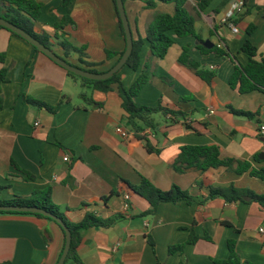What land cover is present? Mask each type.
<instances>
[{
  "label": "crops",
  "instance_id": "0c3cea01",
  "mask_svg": "<svg viewBox=\"0 0 264 264\" xmlns=\"http://www.w3.org/2000/svg\"><path fill=\"white\" fill-rule=\"evenodd\" d=\"M34 1L42 5L36 31L59 34L53 24L67 15L81 33L68 39L75 47L85 48L84 60L99 64V72L117 62V55L106 56V51L118 54L125 48L112 0H86L83 3L89 5L71 3L66 8L62 0ZM236 1L213 0L201 12L194 0H187L196 36L175 38L162 59L151 56L144 41L138 68L119 70L126 88L145 67L151 73L135 97L136 105L161 104L182 114L173 122L156 114L155 129L144 130L157 152L147 151L145 141L133 135L122 139L116 134L117 126L128 127V123L115 85L107 93L84 89L27 41L0 29V54H4L0 69H6L0 84V199L28 198L35 190L50 188L54 205L73 222L86 212L102 218L125 213L127 217L112 227L81 232L77 251L83 264H219L230 255L229 242L234 244L239 264H264V232L259 231L264 228V208L248 198H209V187L199 184L205 180L213 188L232 186L264 195V181L249 172L234 171L236 162L264 169V134L259 132L264 125V92L239 94L229 85L235 62L214 50L201 53L198 48L209 41V48L235 56L241 65L247 62L240 51L245 41L264 55V0H242L244 8L235 18L238 32L234 33L222 19ZM165 4L156 2L146 8L144 0L124 1L133 39H145L157 13L174 12V5ZM184 48L193 61L215 72L211 85L195 69L178 62ZM55 53L84 67L77 55L65 58L59 49ZM81 90L92 98L91 105L79 99ZM21 93L50 105L62 97L66 101L52 114L25 104ZM233 111L256 115L248 118ZM186 145L216 146L220 158L233 163L230 168L177 173L171 166ZM65 155L68 161H63ZM12 161L33 178L19 174ZM142 178L164 191L178 186L194 201L163 202L154 214L143 215L150 208L147 201L127 192L121 183L138 185ZM114 190L117 194L104 203L103 197ZM190 237L195 241L190 242ZM176 245H183L182 252L169 253ZM62 246L63 235L53 222L33 215L0 214V263L56 264Z\"/></svg>",
  "mask_w": 264,
  "mask_h": 264
},
{
  "label": "trees",
  "instance_id": "16d2710c",
  "mask_svg": "<svg viewBox=\"0 0 264 264\" xmlns=\"http://www.w3.org/2000/svg\"><path fill=\"white\" fill-rule=\"evenodd\" d=\"M71 1L72 0H62L61 4L66 8L71 4ZM124 1L125 0H123V2ZM212 1L213 0H194L197 9L201 12L208 8ZM112 2L114 4L118 19L119 32L125 42L124 31L121 21L119 20L114 0H112ZM144 2L146 8H153L156 5V2L172 3L174 5V12L172 14L157 13L153 17L152 21L145 31V39L143 40L140 36H138L137 39H133L132 51L124 64V66H127L133 70H136L139 66V52L144 44V41L148 43L151 56L162 59L167 54L169 48L174 44L175 38L196 36L194 30L195 19L191 14H189L186 9L187 0H144ZM41 7L42 5L34 0H0V18L22 29L51 51L55 52V49L61 50L65 58L72 55H77L78 61L84 66L82 69L93 73H102L99 72L96 68L99 64L88 62L83 59L86 57L85 48H77L72 45L68 39V35H66V32L62 31L67 24L73 25L74 23L69 16L65 15L59 22L53 24V28L55 30L61 31L59 34L55 33L53 35H49L43 31L35 30L34 24L40 17ZM236 21L237 20L234 19L233 23H236ZM0 29L6 30L11 34L16 35L14 32L6 29L1 25ZM248 32H250V30ZM198 48L201 53H206L214 50L223 56H228L233 62H235L233 72L229 78V85L232 89H236L239 94H247L253 91L264 92V55L258 54L256 47L253 46L249 41H245L240 48V51L247 56V62L244 65L238 63L235 56H231L221 49H217L215 47L208 49L202 45H198ZM33 49L35 50V52L41 53L35 47H33ZM124 50L122 52H119L118 54L106 51V56L111 57L113 55H117L119 59L123 55ZM3 60L4 54H0V62L2 63ZM178 62L188 68L195 69L196 75L201 80H203L208 85L212 84V81L215 77V72L208 70L204 66H201L199 63L193 61L186 54L185 48L178 57ZM66 73L75 81H79L80 86L84 89L99 90L101 92L107 93L111 91L113 85H115L119 98L121 99V108L126 115L125 117L128 123V128L132 131L135 138L145 141L147 151L149 152H157V150L153 149L150 146L147 137L142 134V131H144L146 128H149L151 130L155 129L157 123L154 116L156 114H160L163 117H168L170 119V122H173L181 114L178 111L163 107L161 104L153 107L138 106L135 104V97L143 88L145 83L148 82L151 78V73L150 71H148L147 67H145L141 71V73L137 76V78L129 88H126L123 85L122 78L119 75V71L106 80H90L77 76L69 71H66ZM5 75L6 69H0V84L5 81ZM20 96L25 104L37 109H44L52 114H55L62 106V104L66 101L65 98L62 97L57 104L50 105L36 100L26 93H21ZM78 97L87 106L93 103L92 98L86 93L85 90H81L78 93ZM233 112L235 114L243 115L248 118H252L256 115V113L243 111ZM232 163L233 161L230 159L220 158V152L216 146L186 145L180 148V152L171 167L177 173H183L190 169L202 173L209 169H219L222 167L230 168ZM236 164L237 167L234 170L236 173L249 172L251 176L264 181V169L256 170L247 162H236ZM11 166L15 167L17 169V172L19 174H23L25 178H33L31 174L19 169L13 161L11 162ZM121 183L127 189V192L129 191L135 193L142 197L145 201H147L150 208L148 211L143 213V215L154 214L159 204L163 202L176 203L178 201H185L186 203L190 204L194 201L189 192L182 190L175 185H173L169 190L164 191L157 188L145 178H142L141 182L138 185L130 184L124 180H121ZM199 184L209 187V198L223 197L227 200H241L243 198H248L250 201L259 203L264 208V195L255 194L250 190L236 189L232 186L227 189L213 188L209 186V183L205 180H201ZM116 194L117 191H112L108 196L103 197V202L107 203ZM0 205L37 207L59 218L71 234L70 247L64 264H69L70 262H74L75 264H83L77 251L78 246L81 242V232L83 230L89 228H109L127 217V215H125V213L123 212L116 213L107 218H102L93 212H86L80 221L73 222L68 218L65 211L60 210L59 207L54 205L51 199L50 188L35 190L28 198L15 197L10 200L0 199ZM4 213L33 215L37 218L53 222L59 228L63 235V246L59 256L61 255L65 243V233L64 229L56 221H54L50 217L38 213L0 211V214ZM195 239V237H190L189 241L193 242L195 241ZM182 248L183 245L170 247L169 253L182 252ZM229 250L230 255L228 259L225 261H218L217 263H240L239 257L235 252L234 244L232 242H229ZM0 264H10V262H3ZM243 264L250 263L245 262Z\"/></svg>",
  "mask_w": 264,
  "mask_h": 264
},
{
  "label": "water",
  "instance_id": "95a60500",
  "mask_svg": "<svg viewBox=\"0 0 264 264\" xmlns=\"http://www.w3.org/2000/svg\"><path fill=\"white\" fill-rule=\"evenodd\" d=\"M116 10L119 16V20L121 21L122 28L125 35V50L123 55L117 60V62L107 71L102 73H93L89 72L87 70H84L76 65H73L66 61L63 57L57 55L55 52L51 51L47 47H45L43 44H41L39 41L34 39L31 35L23 31L22 29L16 27L15 25L9 23L8 21L0 18V25L5 27L6 29L14 32L16 35L27 41L29 44H31L33 47H35L38 51L43 53L45 56H47L49 59H51L54 63L65 69L66 71H69L77 76H80L82 78L90 79V80H106L110 78L113 74L118 72L125 64L127 58L129 57L132 48H133V38L132 33L130 29V25L126 16L125 8H124V2L123 0H114ZM204 46L209 48L211 47V43L209 41H206L204 43ZM0 211H20V212H30V213H38L47 217H50L54 221H56L63 229L65 233V243L62 250L61 255L59 256L56 264H64L65 258L67 256L69 247H70V241H71V234L69 230L65 227L63 222L49 214L48 212L37 208V207H17V206H4L0 205Z\"/></svg>",
  "mask_w": 264,
  "mask_h": 264
},
{
  "label": "built area",
  "instance_id": "2783aa9c",
  "mask_svg": "<svg viewBox=\"0 0 264 264\" xmlns=\"http://www.w3.org/2000/svg\"><path fill=\"white\" fill-rule=\"evenodd\" d=\"M244 8V3L242 0H238L235 3H233L232 5H230V7L226 10L225 15L222 19V22L227 24L229 26V28L231 29V31H233L234 33L238 32L237 26L233 23L234 19L237 17V15L239 13H241V11ZM35 125H38V123H35ZM151 129L148 128V131H150ZM115 132L116 134L121 137L122 139H128L130 138L133 133L132 131L125 126L119 125L115 128ZM259 132L261 134H264V125H260L259 126ZM142 134L146 136L145 131H142ZM63 161H68V156L65 155L63 158ZM125 199L127 201L128 196H125ZM124 208L127 209L128 208V204L127 202L124 205ZM259 231L261 233L264 232V228H260Z\"/></svg>",
  "mask_w": 264,
  "mask_h": 264
},
{
  "label": "rangeland",
  "instance_id": "374dc122",
  "mask_svg": "<svg viewBox=\"0 0 264 264\" xmlns=\"http://www.w3.org/2000/svg\"><path fill=\"white\" fill-rule=\"evenodd\" d=\"M85 1L86 0H72L71 3H72V5H89L87 2L86 3H83ZM159 5H161V4H159ZM165 5H173V4L172 3H167ZM73 22H74L73 25L72 24H67L65 26L66 27V30H65L66 35H71V34L72 35H74V34L81 35L80 29L77 28V23L75 21H73Z\"/></svg>",
  "mask_w": 264,
  "mask_h": 264
}]
</instances>
